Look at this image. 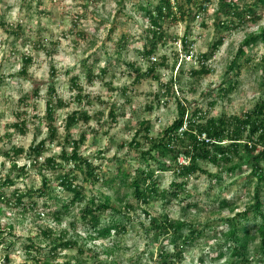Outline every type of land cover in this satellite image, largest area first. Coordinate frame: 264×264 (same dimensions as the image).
<instances>
[{"label":"rangeland","instance_id":"obj_1","mask_svg":"<svg viewBox=\"0 0 264 264\" xmlns=\"http://www.w3.org/2000/svg\"><path fill=\"white\" fill-rule=\"evenodd\" d=\"M231 1L240 10L252 2ZM157 4L158 0H0V184L7 178L14 183L0 189V264H35L36 259L43 262L46 257L51 264H131L146 248L142 226L148 228V219L142 211L155 218L168 215L172 220L181 219L203 229L202 235L185 247L180 264H228L232 257L225 255L224 246H218L224 243L219 233L228 230L227 221L235 219L249 228L259 223V217L253 219L251 213L247 221L237 217L250 206L255 187V182L247 179L251 157L244 152L228 165L241 167L230 175L221 166L201 164L205 174L191 177L178 197L167 194L165 199L152 200L148 206L127 197L125 202L134 206L129 214L133 221L126 234L108 240L89 239L78 215L86 203L70 206L59 221L53 218L52 212L60 211L71 198L67 192L56 188L52 195L59 202L36 195L24 198L23 206L14 202L15 190L41 187L39 168L29 167L28 149L42 140L39 166L46 158L64 164L59 157L61 150H71L66 140L83 138L78 147L80 156L112 179L119 165L126 170L144 167L139 153L127 146L139 131L137 141L141 148H147L140 122H146L150 137H159L177 119L179 102L186 109L184 120L199 110L203 116L199 121L204 122L206 118L242 116L264 101L262 43L245 49L236 61L238 70L227 71L243 39L258 34L264 26V8L255 9L254 19L244 17V23L234 22L237 26L228 29L220 26L228 18L218 13V0H211L207 10L197 16L193 8L184 4L187 16L161 23L165 41L158 42L155 53L146 59L143 53L151 44L147 33L150 23L140 7L148 5L153 9ZM220 39L221 46L204 61L210 73L191 75L192 70L200 68L196 57L210 52V45ZM25 57L31 62L22 73ZM149 62L155 67L151 75L146 71ZM231 84L234 89L229 90ZM48 101L54 106L52 118L57 137L53 142L47 138ZM73 112H86L92 119L71 124L69 117ZM21 122L25 125L21 127L23 133L13 126ZM121 144L123 149L118 147ZM15 149L23 153L12 156ZM257 151H262V147L258 146ZM22 166L26 167L25 174L17 170ZM261 166L264 168V162ZM151 169L155 170V166ZM62 173L59 168L44 174L56 187V178ZM208 174H220L222 179L211 182ZM155 176L159 191H167L174 181L181 182L171 171ZM77 178L87 199L96 194L116 201L112 186H90L78 172ZM261 186L264 200V183ZM125 192L120 191L121 195ZM221 201L228 206H221ZM31 203L35 204L33 209L27 207ZM42 232H51L50 238L56 239L66 232L65 238L76 240L82 253L77 248H60L54 257H49L51 245ZM30 244L39 252L27 253L25 247ZM253 247L254 244L249 246L246 256L249 264H264ZM157 249V245L147 249L142 262L153 264ZM167 250L171 251L169 247ZM211 254L223 255L212 260Z\"/></svg>","mask_w":264,"mask_h":264},{"label":"trees","instance_id":"obj_2","mask_svg":"<svg viewBox=\"0 0 264 264\" xmlns=\"http://www.w3.org/2000/svg\"><path fill=\"white\" fill-rule=\"evenodd\" d=\"M249 6H244L240 10L234 1L218 0V13L223 14L228 18L227 21L220 23L221 27L234 28L237 26L234 22L244 23V17L254 19V11L256 8H264V0H251ZM211 0H158V4L152 9L148 5L140 7L144 12L145 18L150 23V29L147 33L151 40L150 46L143 53V57L149 59L155 53V47L158 42H164L165 36L161 28L162 22H175L178 19L182 20L187 16V11L184 10L183 5L187 4L195 10V15H199L207 10L208 4ZM185 43V42H184ZM258 43L264 45V26L259 30L258 34H249L240 43L237 54L232 60L227 71L239 69L237 67V60L240 55H243L245 49L251 48ZM222 40H218L210 45V52L197 57L199 59L200 68L198 71L192 70L191 75H208L210 72L204 67L205 60H207L214 52L221 46ZM31 58H23L24 68L21 70L25 73L26 67L30 64ZM147 68L148 74H152L155 70L154 64L149 62ZM131 67V66H130ZM104 71V70H103ZM101 71V72H103ZM138 72V71H136ZM91 74V66L87 67V77ZM140 75H136V77ZM75 85V80H74ZM53 93V88H49ZM229 90L234 89L233 84L229 85ZM178 115L177 119L172 122L166 129L161 132L159 137H150V130L146 127V122H140L141 130L145 133L143 138L148 142L147 148H141L140 142L137 141L139 131L135 132L132 140L127 144L131 149L139 153V159L144 167H138L132 170H126L121 165L114 169V177L112 179L106 178L101 174L99 166H94L91 161L82 158L78 153V147L83 138L79 141L70 139L68 145H71L69 153L63 148L59 155L64 162H56L54 158H46L42 165H38L37 158L42 155L44 149V141H40L35 146H30L28 149V157L31 158L30 168L38 170V174L42 178V184L39 189H30L24 192L15 190L13 192L14 202L17 206H23L22 200L24 198H31L36 195L39 197H47L51 200L59 202L57 196H53L56 188L61 192H67L71 195L67 204L60 207V211L52 212L54 219H59L68 212L70 206L76 203H86L78 211L80 223L86 227L89 232V239L93 241L108 240L112 237H118L127 233V227L133 218L130 217V212L134 210L129 202H125L127 197H132L136 203L148 206L152 200L165 199L167 194L172 197H178L179 193L186 187L187 181L191 177H197L205 172L200 167L201 164H211L213 166H221L224 172L230 174L235 171H240V165L229 167L228 165L233 161V158L238 157L244 152L250 158L249 170L247 176L249 181L255 182V187L252 192L251 204L237 215L242 220L247 221V216L251 213L253 219L256 217L260 219L259 223H255L253 227L249 228L246 224H238L235 219L228 220L229 228L226 232H220L224 239L223 244H218L220 247H225V255L232 257V261H227L228 264H249L246 258L249 246L254 244V254L257 258L264 262V200L262 198L261 184L264 183V168L261 163L264 162V101L258 102L250 113L242 116L203 119L201 112L195 110L194 113L184 120L185 107L181 102L177 104ZM53 111L54 106L48 101L45 105V118L48 120L46 124L48 140L53 142L56 139V129L53 126ZM113 114L111 113V116ZM92 118L86 112H73L69 117L71 124L79 121L88 122ZM18 128L20 132H24L21 128L24 122L13 125ZM205 135V139H200ZM261 146L262 151H257V147ZM123 149V145L118 146ZM23 153L21 149L12 150V156H18ZM102 153H100L101 155ZM183 160V163L179 159ZM155 166V170L151 166ZM13 169H16L13 164ZM247 167V168H248ZM62 169L63 173L56 178V187L50 184V181L45 176V172H55ZM18 172L25 174L26 167L22 166L17 169ZM164 171H171L175 179L181 182H172L167 191L158 190L157 173ZM77 172L81 173L84 182H88L90 186L101 184L104 187L112 186L116 194V201L111 202L109 196L105 195H91L86 198L83 186L77 184ZM155 173V174H154ZM211 182H220L222 179L219 175L208 174ZM13 186L14 183L8 178L0 184V189L5 186ZM125 189V194L121 195L120 191ZM2 195L0 196V199ZM2 201V200H0ZM221 206H228L226 201L220 202ZM46 209L48 206L43 205ZM27 207L34 208L35 204L31 203ZM144 216L148 219V228L142 226L144 230L145 249L140 252L135 259L131 260V264H144L142 262L143 255L146 254L147 249H151L154 245L158 246L155 260L153 264H180L183 261V254L185 247L192 245L203 233V229L199 230L191 223L184 220H172L168 215H163L159 218L151 217L147 211H142ZM103 215H106L105 217ZM141 224V222H140ZM186 229L185 232H183ZM46 241L51 245L48 251L49 257H54L56 251L60 248L71 249L77 248L82 253V249L77 246L76 240H71L66 237V232L59 234L58 238H50L51 232H42ZM161 240L166 243L162 244ZM58 244H55V243ZM168 247L171 251L167 250ZM219 247V248H220ZM27 253L39 250L34 248L33 244L26 246ZM88 251H91L88 249ZM111 249L106 255L111 253ZM93 252V251H92ZM95 254V252H93ZM220 255H210L209 259L221 258ZM48 257V258H49ZM105 261V260H104ZM201 261V259H200ZM199 261V262H200ZM107 263V262H106ZM35 264H51L46 259L39 262L36 259ZM75 264H81L75 262ZM97 264H100L98 262ZM117 264V263H113Z\"/></svg>","mask_w":264,"mask_h":264},{"label":"built area","instance_id":"obj_3","mask_svg":"<svg viewBox=\"0 0 264 264\" xmlns=\"http://www.w3.org/2000/svg\"><path fill=\"white\" fill-rule=\"evenodd\" d=\"M196 59H197V57H196ZM151 61L154 62L155 61V58H151ZM200 139H205V135H202ZM180 162L183 163V160L182 161L180 160Z\"/></svg>","mask_w":264,"mask_h":264}]
</instances>
